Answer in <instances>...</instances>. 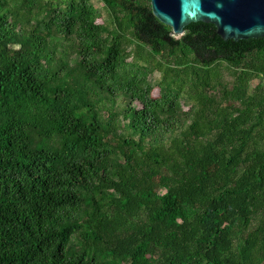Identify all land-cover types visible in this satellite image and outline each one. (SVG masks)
<instances>
[{"label": "trees", "instance_id": "16d2710c", "mask_svg": "<svg viewBox=\"0 0 264 264\" xmlns=\"http://www.w3.org/2000/svg\"><path fill=\"white\" fill-rule=\"evenodd\" d=\"M98 2L0 0V264H264V38Z\"/></svg>", "mask_w": 264, "mask_h": 264}, {"label": "water", "instance_id": "95a60500", "mask_svg": "<svg viewBox=\"0 0 264 264\" xmlns=\"http://www.w3.org/2000/svg\"><path fill=\"white\" fill-rule=\"evenodd\" d=\"M153 16L181 36L191 23L211 24L224 41L264 38V0H149Z\"/></svg>", "mask_w": 264, "mask_h": 264}, {"label": "rangeland", "instance_id": "374dc122", "mask_svg": "<svg viewBox=\"0 0 264 264\" xmlns=\"http://www.w3.org/2000/svg\"><path fill=\"white\" fill-rule=\"evenodd\" d=\"M92 4L94 5V7L96 9H98V11L100 12L101 16L97 19V23L98 24H102L105 20V14L102 10V5L101 3L98 2V0H91ZM68 58L70 60L73 59V55L72 54H68ZM128 62L131 61V59L127 60ZM158 80H159V75L157 73H150L148 76V81L151 83V85L153 86V94L156 95L158 93ZM259 83L258 80H254L251 82V88H254L257 84ZM264 84V82H263ZM182 102V101H181ZM123 105V97L119 96L116 102V108H120ZM136 106H138V104H135ZM183 111L187 112L188 111V106H183ZM183 126L188 125V118L187 117H183Z\"/></svg>", "mask_w": 264, "mask_h": 264}]
</instances>
